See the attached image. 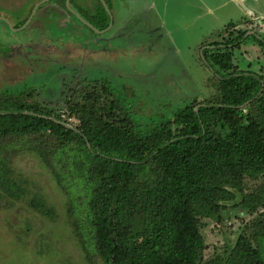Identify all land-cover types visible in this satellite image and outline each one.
Here are the masks:
<instances>
[{"label": "trees", "instance_id": "obj_1", "mask_svg": "<svg viewBox=\"0 0 264 264\" xmlns=\"http://www.w3.org/2000/svg\"><path fill=\"white\" fill-rule=\"evenodd\" d=\"M96 1V14L79 13L103 30L111 18ZM65 2L47 4L69 11ZM229 35L209 44L215 49L203 50L218 93L203 102L189 101L169 118L137 122L133 109L105 82H100L101 92L98 86H82L80 99L73 95L76 85L60 87L66 90L65 115L53 98L2 93L0 192L22 196L9 158L26 149L42 159L70 198L74 229L91 262L264 264L261 219L253 221L260 227L254 235L250 225H240L223 245L208 242L205 235L211 224L223 223L224 211L241 207L254 214L264 205V182L250 191L252 182L264 177V80L234 62L233 50L245 32ZM258 42L264 45V37ZM106 95L113 97L105 100ZM31 204L50 216L43 200Z\"/></svg>", "mask_w": 264, "mask_h": 264}, {"label": "rangeland", "instance_id": "obj_2", "mask_svg": "<svg viewBox=\"0 0 264 264\" xmlns=\"http://www.w3.org/2000/svg\"><path fill=\"white\" fill-rule=\"evenodd\" d=\"M43 1L0 0V95L33 92L39 99L53 98L51 100L57 101L56 105L60 104L65 115L66 106L61 104L66 93L61 89L65 84L76 85L77 90L73 94L80 99L82 86H98L101 92L100 82H105L122 104L133 109V118L143 122L150 116L155 119L172 117L189 101L197 98L203 102L218 93L215 72L197 53L185 49L177 57L171 54L168 58H161L162 51H158V47H170L173 38L164 35L158 40L155 27L146 26L148 22L144 12L132 11V0H109L111 8L116 11V20L112 13V25L103 29V33L88 25L89 22L80 15L82 13L89 18V15L96 14L100 7L98 1L72 0L68 4L66 0L69 11L62 7L48 10L46 25H51L49 22L55 24L51 25L52 29L49 26L51 30H46L45 34L43 22L37 24V15H43V7L48 2ZM127 3L131 4L130 10H127ZM26 17L28 19L23 25L13 26ZM70 23H74L83 34H68L72 30ZM32 24L38 28H31ZM56 24L63 27L57 28ZM252 30L258 37H248L247 44H251L250 39L254 43L260 36L264 37L255 28ZM191 31L180 30L174 37L180 43H191ZM239 31L227 33L235 35ZM105 36L118 38L109 43ZM227 36H219L216 41L225 40ZM116 40L122 44H133L131 47L136 43L140 49L133 54L129 50L113 51L110 47L108 50L114 52L110 59L105 50ZM234 53L238 67L249 68L264 80V50L247 54L236 49ZM54 79L57 82L52 84ZM112 97L106 95L105 100ZM69 120L75 121V118ZM9 160L23 194L17 198L0 192V264H99L98 259L91 262L87 256L85 245L74 229L70 198L42 159L36 153L23 149L11 155ZM260 182H264V177L253 181L250 191ZM39 199L48 206L50 216L32 206L31 201ZM222 215L223 223L211 224L205 230L210 243L223 245L230 242L235 232L238 233L245 224L251 226L249 231L254 235L255 228L259 227L253 223L254 220L261 219L264 225V205H260L254 214L235 207ZM263 231H259L262 236Z\"/></svg>", "mask_w": 264, "mask_h": 264}, {"label": "crops", "instance_id": "obj_3", "mask_svg": "<svg viewBox=\"0 0 264 264\" xmlns=\"http://www.w3.org/2000/svg\"><path fill=\"white\" fill-rule=\"evenodd\" d=\"M132 1L134 3V9H132V11H141L142 13L144 12L145 21L148 22L146 26H150L152 29L155 27V30L158 34H153L158 37V40L164 35H170L173 38L170 47H158V51H162L161 58H168L171 54L177 57L186 49L191 51V53H197L202 59H204L203 50L206 48L212 50L214 48L213 45H209L210 43H215L219 36H230V33H227L228 31L238 30H241L240 32H245L246 36L244 37L243 41H241L240 45L234 48L233 52H235L237 49L240 53H242L244 50V52L248 54L250 52L258 51H261L262 53V50H264V45H261L260 43L257 44L256 42L258 41H254V43H252L253 39H250L251 44H247L249 41L247 40L248 37L254 36V34H256L253 32L251 27L253 22L255 19L264 18V0H166L165 3L163 0ZM126 5L128 6L127 10H130L131 4L127 3ZM57 7L60 8L61 6L57 3H45V6L43 7V15H38L37 24H39L41 21L43 22L44 25L42 31L44 34L46 33V30L52 29L51 25L54 23L49 22L51 25H46V14H48V10H56L58 9ZM111 10L114 15V20H116V11L114 8H111ZM43 19H45V22ZM14 25L15 24H13V26ZM56 25L57 28L63 27L61 24ZM73 25L74 27L72 30L74 32L69 30L68 34L77 33L82 35V32L78 31L79 28H77L75 24ZM36 26L37 25H32L31 28L37 29L38 27ZM180 30L186 32L192 30L191 43H180V41L174 37V35L178 34V31ZM53 37L59 38L57 35H53ZM105 37V40H108L109 43L112 39L118 38L116 36ZM182 41H184V39ZM125 44H122V42L116 40L112 45H108V48L105 50V54L107 55L108 53L111 59L114 56V50H119V52H121V50H129L131 53L136 54V51L140 49L137 47L138 44L136 43L134 44V47H131L133 44H126V46ZM221 46L222 45H220V47ZM259 46L261 47L260 50ZM110 47L113 51L108 50ZM113 60L114 59H112V61ZM241 69L250 70L249 68Z\"/></svg>", "mask_w": 264, "mask_h": 264}, {"label": "water", "instance_id": "obj_4", "mask_svg": "<svg viewBox=\"0 0 264 264\" xmlns=\"http://www.w3.org/2000/svg\"><path fill=\"white\" fill-rule=\"evenodd\" d=\"M47 1H50V0H44L43 2H47ZM69 1H70V0H68V4H69ZM43 2H42V3H43ZM102 2H103V4H104V6L108 9L109 13L111 14V22H110V26H111V25H112V12L110 11V9H109V7H108L106 1H105V0H102ZM74 14L79 15V14L76 13V12H74ZM31 18H32V16H31ZM28 22H30V20H28ZM88 25H90L92 28H94V26L91 25L90 23H88ZM103 32H105V31L102 30L100 33H103ZM247 104H248V102H246L245 104H243V106H245V105H247ZM61 123H63V124H64L65 126H67L68 128L76 129L75 126H73L72 124H70V123H68V122H61Z\"/></svg>", "mask_w": 264, "mask_h": 264}, {"label": "built area", "instance_id": "obj_5", "mask_svg": "<svg viewBox=\"0 0 264 264\" xmlns=\"http://www.w3.org/2000/svg\"><path fill=\"white\" fill-rule=\"evenodd\" d=\"M251 27L258 30L259 33L264 34V18L255 19Z\"/></svg>", "mask_w": 264, "mask_h": 264}, {"label": "flooded vegetation", "instance_id": "obj_6", "mask_svg": "<svg viewBox=\"0 0 264 264\" xmlns=\"http://www.w3.org/2000/svg\"><path fill=\"white\" fill-rule=\"evenodd\" d=\"M74 95V94H73Z\"/></svg>", "mask_w": 264, "mask_h": 264}]
</instances>
